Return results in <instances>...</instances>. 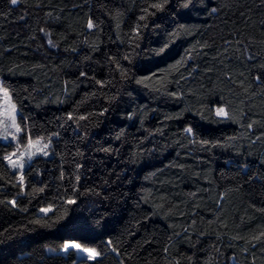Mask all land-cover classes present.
<instances>
[{"label": "trees", "instance_id": "trees-1", "mask_svg": "<svg viewBox=\"0 0 264 264\" xmlns=\"http://www.w3.org/2000/svg\"><path fill=\"white\" fill-rule=\"evenodd\" d=\"M0 77V264H264V0H0Z\"/></svg>", "mask_w": 264, "mask_h": 264}, {"label": "rangeland", "instance_id": "rangeland-1", "mask_svg": "<svg viewBox=\"0 0 264 264\" xmlns=\"http://www.w3.org/2000/svg\"><path fill=\"white\" fill-rule=\"evenodd\" d=\"M6 89L8 97L3 94V90ZM12 105L15 108H12ZM224 107H216V111ZM225 111V109H224ZM19 107L14 102L8 88L3 84L0 77V139L4 141H11L14 143V148L4 153V158L8 164L17 171L18 179L25 183L24 169L26 166L38 155H43L46 151L49 156L52 154L53 149L51 146V140L45 137H32L30 135H24V128L18 119ZM17 128L20 130L17 131ZM47 145V148L44 147ZM29 157H31L29 159ZM13 164L16 166L13 167Z\"/></svg>", "mask_w": 264, "mask_h": 264}, {"label": "snow or ice", "instance_id": "snow-or-ice-1", "mask_svg": "<svg viewBox=\"0 0 264 264\" xmlns=\"http://www.w3.org/2000/svg\"><path fill=\"white\" fill-rule=\"evenodd\" d=\"M11 3H12V4H16V3H17V0H11ZM153 7H155V8H162L163 5L156 4V5H153ZM88 26H89V27H92V26H93L92 23H91V21L89 22V25H88ZM82 75H83V73H82ZM3 94H4V96H5L6 98L8 97V92H7L6 89L3 90ZM12 108L14 109L15 106L12 105ZM217 115L226 116L227 113L224 111L223 108H220V109L217 110ZM19 130H20V129L17 128V131H19ZM187 131L191 132V129L189 128V129H187ZM44 147L47 148V145H44ZM43 155L46 156V155H48V153H47L46 151H44V152H43ZM30 158H31V157H29V159H30ZM5 159H7V157H5ZM15 166H16V165L13 164V167H15ZM77 179H79V177H77ZM69 203H74V201H69ZM72 248H75V249H78V250H81V251H86V252H88V253H89V258H90V259H96L97 255H99L98 253L95 252V250H93V249H81V246H80L79 244H75V243H66V244L63 246V249H62V250L65 251V252H67L69 249H72Z\"/></svg>", "mask_w": 264, "mask_h": 264}]
</instances>
